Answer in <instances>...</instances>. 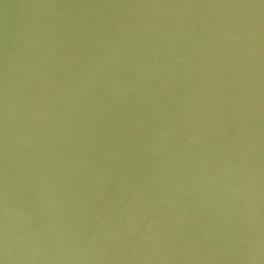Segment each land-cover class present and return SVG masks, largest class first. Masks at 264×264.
<instances>
[{"label": "water", "instance_id": "1", "mask_svg": "<svg viewBox=\"0 0 264 264\" xmlns=\"http://www.w3.org/2000/svg\"><path fill=\"white\" fill-rule=\"evenodd\" d=\"M0 264H264V2L0 0Z\"/></svg>", "mask_w": 264, "mask_h": 264}, {"label": "snow or ice", "instance_id": "2", "mask_svg": "<svg viewBox=\"0 0 264 264\" xmlns=\"http://www.w3.org/2000/svg\"><path fill=\"white\" fill-rule=\"evenodd\" d=\"M262 2H264V0H262Z\"/></svg>", "mask_w": 264, "mask_h": 264}]
</instances>
